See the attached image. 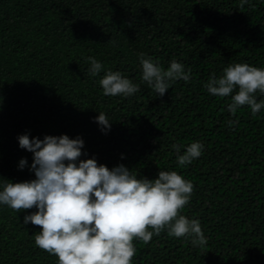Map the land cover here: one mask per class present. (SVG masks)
Wrapping results in <instances>:
<instances>
[{
	"label": "trees",
	"instance_id": "trees-1",
	"mask_svg": "<svg viewBox=\"0 0 264 264\" xmlns=\"http://www.w3.org/2000/svg\"><path fill=\"white\" fill-rule=\"evenodd\" d=\"M141 53L165 70L175 59L190 80L169 81L160 97L142 81ZM89 57L103 65L96 76ZM237 63L264 69V0L243 8L240 0H0V191L36 178L18 137H80L79 160L149 180L176 171L194 186L181 214L200 221L208 244L165 230L134 240L132 264H264V108L233 116L231 96L204 87ZM109 70L140 91L105 96L99 81ZM100 112L110 130L95 122ZM197 141L202 155L179 166L172 145L183 154ZM35 211L0 204V264H58L35 244L41 229L24 224Z\"/></svg>",
	"mask_w": 264,
	"mask_h": 264
},
{
	"label": "clouds",
	"instance_id": "clouds-1",
	"mask_svg": "<svg viewBox=\"0 0 264 264\" xmlns=\"http://www.w3.org/2000/svg\"><path fill=\"white\" fill-rule=\"evenodd\" d=\"M245 4L250 0H240L241 8ZM87 59L89 74L98 75L103 65L94 57ZM139 60L142 81L160 97L169 90V81L190 80L191 70L185 72L184 65L175 59L167 70L143 53ZM99 83L105 96L130 97L140 91L138 84L119 71H107ZM204 87L213 96H231L227 110L233 116L243 106H249L253 116L264 108V100L258 103L256 99L257 92L264 95V69L229 64L222 76L213 74ZM95 122L102 130L111 128L103 112ZM232 123L229 121L230 126ZM18 141L20 148L33 153L30 170L36 178L6 182L0 191V204L15 211L37 209L24 217V224L41 229L35 244L58 257V264H132L137 251L134 240L148 243L165 230L169 237L190 239L200 249L208 244L200 221L181 214L194 186L176 171H159L157 179L149 180L138 178L123 165L110 170L94 158L79 160L84 147L80 137L45 136L40 140L22 135ZM181 147L172 145L181 167L190 165L204 150L198 141L187 146L183 154ZM26 165L22 159L19 167Z\"/></svg>",
	"mask_w": 264,
	"mask_h": 264
}]
</instances>
